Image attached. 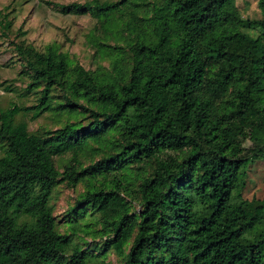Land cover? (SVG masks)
Returning a JSON list of instances; mask_svg holds the SVG:
<instances>
[{
    "label": "trees",
    "instance_id": "16d2710c",
    "mask_svg": "<svg viewBox=\"0 0 264 264\" xmlns=\"http://www.w3.org/2000/svg\"><path fill=\"white\" fill-rule=\"evenodd\" d=\"M47 3L90 15L104 36L129 10L128 33L123 44L90 37L110 70L71 65L54 46L14 44L26 89L38 95L0 110V264L86 263L50 205L57 183L83 180L71 209L86 203L97 213L123 264H264V200L241 196L248 161L264 159V0L258 19L233 0ZM46 111L87 122L38 133L16 120ZM87 149L100 157L82 166ZM66 154L59 172L55 158ZM133 166L144 171L138 210L119 177Z\"/></svg>",
    "mask_w": 264,
    "mask_h": 264
},
{
    "label": "rangeland",
    "instance_id": "374dc122",
    "mask_svg": "<svg viewBox=\"0 0 264 264\" xmlns=\"http://www.w3.org/2000/svg\"><path fill=\"white\" fill-rule=\"evenodd\" d=\"M49 1L68 4L90 0H0V110L8 108L11 104L19 107L29 106L36 102L38 95L37 90L26 89L28 79L23 74L25 64L17 55L14 44L22 43L41 52L47 46H54L66 54L71 65L79 63L87 70L99 71L111 69L110 58L97 54L90 40L91 35L105 37L104 41L108 44L115 41L123 44V38L127 36L126 24L131 16L129 10L115 15L111 33L104 36L99 30V24L90 15L61 14L54 5L47 3ZM233 4L245 18L261 17L257 0H233ZM140 9L139 14L142 15L145 10ZM6 21L11 23L8 29L2 28ZM53 95L57 100H61L57 91H54ZM262 97L264 99V94ZM21 119L27 122L29 131L38 133L59 128L67 120L80 122L82 125L87 122L82 115L57 117L53 112L47 111L35 119H30V113L25 117L19 112L16 120ZM247 144L250 145L251 142L248 141ZM2 154L3 149L0 147V156ZM99 157L100 154L87 149L80 155L81 165L87 166ZM69 158V154L55 158V166L59 172L63 171ZM136 168L140 167H127L119 172L122 183L127 185L125 199L131 202L133 210L139 209L135 189L140 181V174L144 173L143 169ZM88 184V180L80 181L75 186H69L65 181L56 184L50 205L57 229L61 233L69 234L72 243L85 252V264H123L121 256L107 245V235L100 232L97 213L86 203L80 204L76 211L71 209L80 200ZM241 196L250 201L264 200V159L248 161L245 187ZM127 249L128 246L125 251Z\"/></svg>",
    "mask_w": 264,
    "mask_h": 264
}]
</instances>
